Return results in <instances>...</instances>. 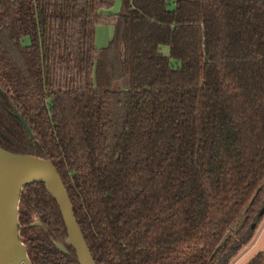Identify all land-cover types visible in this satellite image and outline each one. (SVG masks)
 Listing matches in <instances>:
<instances>
[{
    "label": "trees",
    "instance_id": "trees-1",
    "mask_svg": "<svg viewBox=\"0 0 264 264\" xmlns=\"http://www.w3.org/2000/svg\"><path fill=\"white\" fill-rule=\"evenodd\" d=\"M115 2L0 0V148L56 167L96 264H231L264 218V0ZM18 228L81 264L44 182Z\"/></svg>",
    "mask_w": 264,
    "mask_h": 264
},
{
    "label": "water",
    "instance_id": "water-1",
    "mask_svg": "<svg viewBox=\"0 0 264 264\" xmlns=\"http://www.w3.org/2000/svg\"><path fill=\"white\" fill-rule=\"evenodd\" d=\"M125 80L128 83V80ZM25 125L31 133L28 125L26 123ZM34 181L44 182L48 192L57 200L67 227L69 243L75 249L81 264H96L76 219L68 190L56 167L48 160L28 154L11 153L2 148H0V264H31L27 247L20 240L18 203L23 185ZM59 247L66 251L63 246Z\"/></svg>",
    "mask_w": 264,
    "mask_h": 264
},
{
    "label": "crops",
    "instance_id": "crops-1",
    "mask_svg": "<svg viewBox=\"0 0 264 264\" xmlns=\"http://www.w3.org/2000/svg\"><path fill=\"white\" fill-rule=\"evenodd\" d=\"M120 7H121V0H116V2H115V4H114V6L111 8V9H109V10H107L108 12H118L119 11V9H120ZM103 27H105V28H103ZM107 27H110V28H112V32H109L108 31V29H107ZM103 28V29H102ZM95 36H96V39H95V44H96V47H98V48H101V47H105V46H107L108 45V43L112 40V38H113V33H114V26L113 25H104V24H98V25H96V29H95ZM162 51H163V48H162ZM164 53V52H163ZM165 54V53H164ZM166 55V54H165ZM121 85L123 86V87H127L128 86V83H127V81L126 80H123L122 81V83H121ZM256 235V234H255ZM259 236L260 235H258L257 237H256V239H255V241H251V243L250 244H248L246 247H244L241 251H240V253L236 256V258H234L233 260H234V263H236V262H238V261H240L241 262V260H243L242 258H244V256H246L247 255V252H249L250 251V249H252V248H255V245H256V243L258 242V239H259ZM255 237V236H254ZM254 239V238H253ZM261 252V251H260ZM259 253V252H258ZM256 255V254H255ZM254 255V256H255ZM253 256V257H254ZM252 257V258H253ZM251 258V259H252ZM250 259V260H251ZM232 260V261H233ZM248 263V262H247Z\"/></svg>",
    "mask_w": 264,
    "mask_h": 264
},
{
    "label": "rangeland",
    "instance_id": "rangeland-1",
    "mask_svg": "<svg viewBox=\"0 0 264 264\" xmlns=\"http://www.w3.org/2000/svg\"><path fill=\"white\" fill-rule=\"evenodd\" d=\"M103 28H105V27H103ZM103 28H102V29H103ZM107 29H108L109 32H112V31H113L112 28H110V27H107ZM95 34H96V33H95ZM95 39H96V36H95ZM163 52H164L166 55H169V53H170V48H169L168 45H164V46H163ZM258 235H260V236H259L258 242H257L256 245H255V248L250 249V251L247 252V255L244 256V258H242L243 260H241V262L238 261V262L234 263V260H235V259H234V260L231 262V264H246V263H247V262H248V261H249V260L255 255V254H257V253L260 252V251H264V218H263L261 224L259 225V227H258V229H257L256 235H255L253 241H255V239H256V237H257ZM235 258H236V257H235Z\"/></svg>",
    "mask_w": 264,
    "mask_h": 264
}]
</instances>
